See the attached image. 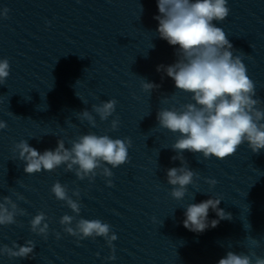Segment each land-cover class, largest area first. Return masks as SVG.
Listing matches in <instances>:
<instances>
[{
    "label": "clouds",
    "instance_id": "clouds-1",
    "mask_svg": "<svg viewBox=\"0 0 264 264\" xmlns=\"http://www.w3.org/2000/svg\"><path fill=\"white\" fill-rule=\"evenodd\" d=\"M157 6L159 15L154 19L158 21L156 31L159 38L171 46H178L176 61L171 65H158L157 71L171 78L176 90L191 94L192 101L178 107L173 105L159 109L156 114L158 127L178 134L171 145L176 152L171 159L179 160L181 166L167 169L166 180L172 186L170 195L179 201L186 196L188 186H196L200 179L199 173L188 167L183 154L185 150L202 155L205 160L212 157L223 160L234 155L244 143L255 154L264 149V100L257 95L255 82L247 74L243 53L236 54L239 51L234 49L228 35L214 23L222 22L229 16L228 0H157ZM8 12L6 7L0 10V18L6 19ZM154 47L152 44L151 48ZM9 75V60L0 59V84H5ZM140 79L141 89L150 96L160 87L145 78ZM169 99L176 100L175 92L161 100L167 102ZM117 103L116 99H109L93 104L91 112H78L79 118L81 122L86 120L90 127L96 128V118L92 113L99 116L101 122L107 121L116 111ZM119 125L118 117L112 119L108 131L118 130ZM7 127V122L0 119V131ZM69 144L71 146L66 147L65 140L58 139L54 150L46 149L41 153L30 146L28 140L22 139L13 145L12 151L18 153L16 159L25 163L24 172L28 175L42 170L54 172L64 166L66 173H74L80 181L87 179L91 184L99 175L105 178L108 187H113L112 169L129 163L132 140L129 137L113 139L107 134L89 132L70 140ZM205 183L211 189L217 181L205 178ZM51 192L73 213L60 218L63 232L75 237L77 244L88 238L95 240L102 237L110 249V255L105 259L115 260L113 242L118 237L109 223L80 216L79 187L69 189L67 184L57 180ZM13 195L16 200L11 195H0V226L23 227L17 217L25 216L27 212L17 201H24L25 197L19 192H13ZM221 201V198L211 196L200 203L183 206L186 209L183 226L192 232L203 233L210 227L215 228L221 220H231V213L219 207ZM209 210L216 213L217 219H208ZM48 219L44 211L38 212L29 221L30 231L47 240L50 232ZM54 235L57 240L61 238L60 232H54ZM245 241L243 246L247 248L246 252L229 250L218 264H264V255L256 251L262 247L261 240L248 236ZM35 248L36 243L32 239L25 240L23 245L17 241H12L11 246L0 244V257L34 258ZM228 248L231 249L232 245L229 244Z\"/></svg>",
    "mask_w": 264,
    "mask_h": 264
}]
</instances>
